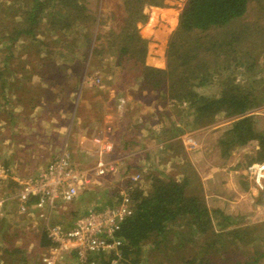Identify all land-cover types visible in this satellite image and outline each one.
Here are the masks:
<instances>
[{"label":"rangeland","instance_id":"374dc122","mask_svg":"<svg viewBox=\"0 0 264 264\" xmlns=\"http://www.w3.org/2000/svg\"><path fill=\"white\" fill-rule=\"evenodd\" d=\"M21 1L26 4V0ZM19 2L0 0V37H6L20 21L13 12V4L16 6ZM77 2L84 7L80 12L84 20L74 31H70L76 37L75 54L38 58V53L43 49L41 41L48 40L46 30L40 29H36L34 46L29 44V48L22 47L19 40L12 45V59L6 67H9V71L5 68L6 76L2 77L5 90L0 89V165L10 168L19 176L34 175L65 147L74 165L88 170L86 173L92 178L96 177L92 168L98 158L116 167L106 175L97 176V183L83 189L71 203L58 202L54 208L44 212L36 210L32 216L19 212L14 200L3 202L0 205L1 244L4 246L12 242L25 249L21 250V254L11 256L12 260L16 258L13 264H41L39 257L44 248L39 245V238L46 225L69 228L79 215L108 204V197L116 199L117 193L132 187H139L147 193V175L179 179L186 174L192 177L191 172H195L196 185L201 187L196 165L204 163L206 169L214 170L210 178L212 184L216 185L215 195L201 189L209 208H213L210 199H218L216 195L221 197L223 194L217 178L221 181L228 170L232 171L238 166L236 163L246 168V176L253 184L260 185L248 173L252 163L264 162L257 160L255 154L258 149L251 153L252 143L257 145L256 141L237 146L226 152V155L221 154L218 140L230 127L233 117L221 113L209 123L197 125L192 120L194 115L188 103L169 98L167 83L154 92L142 89L145 85L141 77H130V73L134 74L130 68L128 72H123L116 60L119 52L116 44L119 43L111 37L112 32L119 33L120 28L131 18L125 11L123 1ZM184 3L185 0H164L162 7L143 6L146 20L144 23L137 22L136 26L139 36L146 40L145 65L165 67L168 41L176 29ZM52 12L59 14L56 6ZM39 21L46 23L44 19ZM239 29H247L240 41L234 42L238 43L237 47H241L240 54L232 50L233 58L226 57L227 47L224 46V52L218 47L207 54L206 59L209 68L217 64L223 66L222 62H227V68L221 67L217 76L226 79L230 74L236 77L234 82L241 84L246 69L233 65L236 57L253 60L260 69L257 75L264 78V0H249L247 13L242 19L232 22L224 30L212 31L211 35L216 38H213V43H220L225 33ZM209 43L208 38L207 45ZM0 48L2 64L4 54L1 38ZM232 69L234 73H231ZM194 89L199 95L216 96L222 85L210 80ZM256 91L264 95V79L257 81ZM256 101L258 104L249 113L253 116L256 128L264 129V98L260 96ZM93 137L99 142L93 141ZM170 138H173L171 142ZM104 143L112 145V152L101 150ZM237 153H240L238 158L235 157ZM8 181H0V188L14 194L16 187ZM262 181L264 192V174ZM227 208L224 209L228 211ZM230 215L240 219L234 225L235 228L248 227L254 236V246L244 257L253 256L258 250L264 251V219L252 220L243 214ZM180 249L185 255L197 250L196 246L189 244ZM229 249L233 250V247ZM153 256H147V261L141 264H158L153 261ZM170 257L165 254L159 256L158 261L160 264H176ZM6 258V255L4 258L0 256V264H7ZM63 264L78 263L68 258ZM249 264H264V257L257 262L251 257Z\"/></svg>","mask_w":264,"mask_h":264},{"label":"trees","instance_id":"16d2710c","mask_svg":"<svg viewBox=\"0 0 264 264\" xmlns=\"http://www.w3.org/2000/svg\"><path fill=\"white\" fill-rule=\"evenodd\" d=\"M122 1L131 18L120 28L119 33L112 32L111 37L119 43L116 44L119 47L116 60L123 72H128L130 68V72L134 71V74H129L130 77H141L140 80L145 85L140 87L142 89L157 92L167 83L169 98L188 103L194 115L192 120L197 125L209 123L221 113L233 117L230 127L218 140L221 154L226 155V152L237 146L256 141L257 160L264 161V129L256 128L253 116L249 113L258 104L256 99L260 96L261 99L264 98L263 94L256 91L257 81L264 79L257 75L259 66L242 56L234 58L233 65L244 67L245 74L248 75L243 76L244 82L239 84L234 82L236 77L230 74L226 79L217 76L221 67L227 68V62H222L223 66L217 64L209 68V61L206 59L207 54L218 47L223 52L227 47L226 57H232L233 51L241 53V47H237L238 43L234 42L240 41L247 29L225 33L224 36L222 34L224 38L220 43H213L211 32L224 30L232 22L242 19L247 13L249 0H185L176 29L168 41L167 63L164 68L144 64L146 40L139 36L136 26L137 22L144 23L146 20V15L142 12L145 4L162 7L164 0ZM55 6L59 14L52 12ZM83 9V5L77 0H26V4L20 0L16 6L13 4V12L21 22L6 37H0L4 54L0 64V89L5 90L2 77L9 71V67H6L12 59V45L19 40L22 47L29 48V44L34 46L37 40L34 36L36 29L46 30L45 34L48 35V40L40 43L43 49L38 53V58L75 54L76 37L70 31H74L84 20L80 14ZM42 19L46 23H40L39 20ZM65 31L67 32L64 33ZM88 41L90 42L89 39ZM232 72L235 70L232 69ZM210 80L222 85L219 94L199 95L194 87ZM191 174L192 177L186 174L179 179L147 175V193L139 187L130 188L132 212L121 223L117 232L121 238V245L118 247L120 256L113 251L91 254L83 264H141L147 261L145 258L149 255H154L153 261L160 264L158 257L165 254L171 255V260L176 264H249L251 257L254 262L264 257V251L259 250L253 256L244 257L254 246L255 239L250 229L235 228L234 225L240 220L237 216L218 208H209L204 201L202 188L196 185V173ZM109 199L110 197L108 204L116 202L115 199ZM40 236L39 245L44 249L49 248L51 242L44 230ZM1 243L0 239V256L4 258L6 255L7 264H13L16 260L10 259L13 254L19 255L21 250H25L12 242L4 246ZM185 244L196 246L197 250L185 255L180 249ZM230 246L233 250L229 249Z\"/></svg>","mask_w":264,"mask_h":264},{"label":"built area","instance_id":"2783aa9c","mask_svg":"<svg viewBox=\"0 0 264 264\" xmlns=\"http://www.w3.org/2000/svg\"><path fill=\"white\" fill-rule=\"evenodd\" d=\"M95 141L99 142L98 139ZM102 146L103 152L112 150V145L109 143H104ZM115 167L114 164L98 158L92 169L97 177L112 172ZM263 167L264 162L252 163L248 167V173L257 183H260L263 177L264 169H261ZM86 172L88 170L85 168L74 165L65 147L34 175H12L8 167L0 165V181L8 179L16 187L14 194L4 192L0 188V205L14 200L19 212L32 216L36 210L43 212L50 210L58 202L69 204L83 189L97 183L96 177L92 178ZM138 176L137 174V178ZM114 201H116L114 204L87 210L76 217L69 228H62L56 224L46 225L44 231L51 245L40 255L41 263L63 264L66 259L71 258L78 264H83L88 255L111 251L120 256L118 247L121 245V238L117 232L121 223L132 212L129 190L117 193Z\"/></svg>","mask_w":264,"mask_h":264},{"label":"crops","instance_id":"0c3cea01","mask_svg":"<svg viewBox=\"0 0 264 264\" xmlns=\"http://www.w3.org/2000/svg\"><path fill=\"white\" fill-rule=\"evenodd\" d=\"M156 132L155 134H157ZM193 133V132H192ZM185 134V132H184ZM126 133H124V136ZM150 134H148L149 136ZM183 135V134H182ZM98 136V135H96ZM93 137V141H94ZM124 139V137H123ZM173 138H170L169 141L171 142ZM127 141V139H124ZM174 142V140H173ZM183 144V143H182ZM251 153H254L258 146L254 143ZM122 147V146H121ZM96 148V147H95ZM113 149V148H112ZM254 149V150H253ZM96 151V149H95ZM112 152V151H111ZM256 155V154H255ZM240 156V153H237L235 157ZM118 158V157H116ZM234 158V157H233ZM97 159V158H96ZM234 160V159H232ZM238 162V161H237ZM240 162V161H239ZM117 163V162H116ZM231 165V163H228ZM143 165V164H142ZM204 163L200 164V162L196 165L197 166V173L201 179V187L203 191L209 192L210 194L216 193L215 186L212 184L210 175L214 173L213 169H206L207 165ZM237 167H234L232 171L227 172L226 175L222 176L221 181L217 178L218 182L221 184L222 187V195H219L217 198L219 199H210V203L213 208H220L225 210L224 208L228 207V211L225 210L227 214H243L249 217L252 220H262L264 219V192H262L263 188V181L261 179L260 185L256 186L252 183L251 179H249L246 175V168L240 164L236 163ZM146 166V165H145ZM205 167V168H204ZM11 171V169L9 168ZM12 175H18L17 173H13ZM234 178V180H233ZM263 178V177H262ZM9 183V181H8ZM205 186V187H204ZM262 192V193H260ZM215 195V194H213ZM208 197V195L206 196ZM212 198V197H211ZM212 201H217V203H212ZM110 202V201H109ZM219 202H222L219 204ZM211 206V207H212ZM100 207V206H99ZM97 207V208H99ZM234 209V210H232Z\"/></svg>","mask_w":264,"mask_h":264},{"label":"bare ground","instance_id":"6f19581e","mask_svg":"<svg viewBox=\"0 0 264 264\" xmlns=\"http://www.w3.org/2000/svg\"><path fill=\"white\" fill-rule=\"evenodd\" d=\"M218 151V150H217ZM224 160V159H223ZM227 160V159H226ZM264 168V167H263ZM263 168H261V169H263ZM205 187V186H204Z\"/></svg>","mask_w":264,"mask_h":264},{"label":"clouds","instance_id":"9594fccd","mask_svg":"<svg viewBox=\"0 0 264 264\" xmlns=\"http://www.w3.org/2000/svg\"><path fill=\"white\" fill-rule=\"evenodd\" d=\"M44 250V249H43ZM39 262L41 263L40 259H39ZM42 264V263H41Z\"/></svg>","mask_w":264,"mask_h":264}]
</instances>
